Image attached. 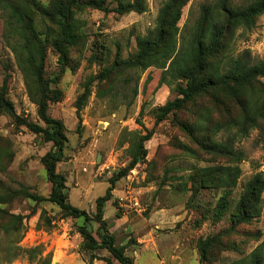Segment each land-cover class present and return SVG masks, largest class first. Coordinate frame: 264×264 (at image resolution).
I'll return each mask as SVG.
<instances>
[{
	"label": "rangeland",
	"instance_id": "1",
	"mask_svg": "<svg viewBox=\"0 0 264 264\" xmlns=\"http://www.w3.org/2000/svg\"><path fill=\"white\" fill-rule=\"evenodd\" d=\"M40 1L49 4L51 0ZM145 1L147 10L143 13L131 11L120 14L85 8L77 14L83 38L72 48V59L58 84L63 91L62 100L52 103L49 108L54 118L63 120L69 138L66 158L60 163L59 169L67 177L70 201L93 215L96 200L105 194L114 172L130 164L133 158L131 145L139 141L148 129L154 128L153 137L145 142L149 149L146 161L139 163L117 182L105 217L118 243H126L129 236L137 239L138 244H131L128 249L129 254L135 256L137 264H198V238L227 228L231 224V217H225L218 223L210 220L202 226H194L196 217L186 208L190 193L178 191V188L186 184L195 167L216 163L238 165L241 174L233 189L234 197L238 198L255 174H264V119L245 137L235 135V130L230 132L227 129L214 135L242 153V160L233 162L223 156L211 160V156L206 153L207 156L176 122L177 119L196 120V113L193 115L191 110L184 109L177 116L171 114L156 124L157 108L178 96L174 81L168 77V81L163 82L162 69L157 67L145 70L136 67L120 69V72L111 74L102 83L98 79L94 80L91 95L80 112V119L77 100L84 92L87 80L110 68L117 59H128L138 50L137 36L146 35L156 27L165 0ZM253 1L237 0V4L247 5ZM216 2L189 1L179 23V45L183 38L193 32L202 14V7L214 6ZM108 3L116 7L118 0H108ZM1 14L3 11L0 8ZM38 19L41 23L38 29L45 40L48 24L42 17ZM9 39L13 43L19 40L18 35L2 23L0 86L7 79L8 95L15 103L18 114L45 124L38 113V105L31 98L27 74L7 41ZM226 58H239L249 64L264 58V14L251 29L240 27L236 30ZM58 59L57 52L49 46L47 77L59 72L61 66ZM261 81L264 83V78ZM0 136V148H7L8 154H16L11 165L8 160L7 168L0 167V180L4 185L14 190L26 187L43 194L49 192L51 184L47 180L41 157L49 150L50 144L43 145L42 139L26 127H17L15 120L8 114H0ZM203 195L206 199L213 197L211 191ZM262 198L261 216L240 227L251 230L253 234L260 233V239H236L240 243H237L240 251L224 252L218 264L247 257L264 241V192ZM115 199L123 208L121 218L116 216ZM2 206L25 218L20 230L7 236L1 235L0 264H39V259L33 260L19 249L37 246L43 247V257L51 254V264H88L89 253L81 248L83 238L74 232L75 221L64 217L58 207L52 209V205H44L50 210L49 216L53 222L48 225L46 218H42L40 227L41 208L39 211L38 208L41 205L37 206L32 200L19 197ZM156 224H159V228L155 227ZM98 226L97 222L94 223V229ZM10 246L12 251L6 253V247ZM162 260L165 261L162 263ZM93 264L105 262L94 259Z\"/></svg>",
	"mask_w": 264,
	"mask_h": 264
},
{
	"label": "trees",
	"instance_id": "2",
	"mask_svg": "<svg viewBox=\"0 0 264 264\" xmlns=\"http://www.w3.org/2000/svg\"><path fill=\"white\" fill-rule=\"evenodd\" d=\"M189 1L165 0L156 27L146 35L137 36L138 50L128 59H117L110 68L87 80L85 90L77 100L78 114L81 119L80 112L91 95L94 80L98 79L102 83L111 74L120 72V69L136 67L145 70L157 67L162 69L163 82H167L168 77L174 81L178 96L157 108L156 124L171 114L177 116L184 109L191 110L198 118L193 121L177 119V125L197 142L205 154L211 156V160L223 156L237 162L242 160L243 154L214 135L227 129L230 132L235 130V135L245 137L264 119V83L261 81L264 78V58L249 64L239 58L230 59L226 56L236 30L240 27L251 29L264 14V0H254L247 5L237 4V0H217L214 6H203L193 32L183 38L179 45V23ZM0 8L3 11L0 25H6L20 40L14 43L10 39L7 41L27 74L31 98L38 105V113L45 124L33 122L18 114L15 103L8 95L7 79L0 86V114L10 115L17 127H26L38 135L43 145L50 144L41 162L51 184L50 191L43 194L26 187L14 190L0 180V249L3 243L1 235L7 236L20 230L25 218L2 205L23 197L32 200L37 206L41 205L38 208V211L41 208L38 221L40 227L42 218H46L48 225L53 222L45 204L52 205V209L58 207L64 217L75 221L74 232L83 238L81 248L89 253L88 264H93L94 259L102 260L105 264H137L135 256L128 252L131 244H138L137 239L129 236L126 243H118L105 213L108 202L113 199L117 182L139 163L146 161L149 149L145 142L153 137L154 128L148 129L139 141L131 145L133 158L130 164L114 172L109 179L110 186L104 195L97 198L96 211L91 215L70 201L67 177L59 169L60 163L66 158L69 138L65 123L54 118L49 108L52 103L62 100L63 91L58 84L72 59V48L83 38L77 14L85 8L120 14L131 11L143 13L147 10L146 1L118 0L117 6L111 7L108 0H51L49 4L40 0H0ZM39 16L48 24L49 32L46 31L45 40L38 29L41 25ZM49 46L57 52L61 68L54 76L47 77ZM1 148L0 159L3 161H0V167L3 169L7 168L8 160L10 165L13 163L16 154L13 151L8 154L7 148ZM240 174L241 168L238 165L216 163L195 167L186 184L178 188V191L190 193L186 208L196 217V220L193 218L194 226H202L210 220L218 223L225 217H231V224L227 228L198 238V264H218L224 252L240 251L237 245L240 243L236 239H260V233L253 234L251 230L240 227L250 224L262 214L264 174H255L245 185L243 193L236 198L233 189ZM206 191H211L213 197L203 198ZM113 203L117 208L116 216L123 217V208L118 199ZM96 222L99 226L94 229ZM19 249L29 254L31 259H39V264L52 262L51 254L42 256V246ZM11 251V246L6 247V253ZM225 264H264V241L247 257Z\"/></svg>",
	"mask_w": 264,
	"mask_h": 264
},
{
	"label": "crops",
	"instance_id": "3",
	"mask_svg": "<svg viewBox=\"0 0 264 264\" xmlns=\"http://www.w3.org/2000/svg\"><path fill=\"white\" fill-rule=\"evenodd\" d=\"M157 215H159V214H157ZM155 227H156V228H159V224H156ZM152 228H153V227H152ZM164 261H165V260H162V263H163Z\"/></svg>",
	"mask_w": 264,
	"mask_h": 264
}]
</instances>
